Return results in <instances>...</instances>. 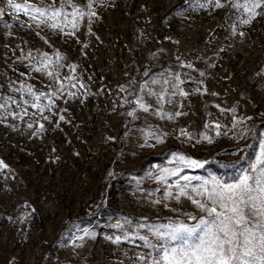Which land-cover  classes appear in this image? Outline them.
Masks as SVG:
<instances>
[{"label": "rangeland", "instance_id": "1", "mask_svg": "<svg viewBox=\"0 0 264 264\" xmlns=\"http://www.w3.org/2000/svg\"><path fill=\"white\" fill-rule=\"evenodd\" d=\"M73 3L85 15L77 30L61 31L0 0V96L19 102L0 109V264H148L156 254L136 237H152L138 225L194 224L182 214L201 215L187 199L164 200L150 173L182 154L204 167L181 175L232 183L255 161L264 140V14L243 24L228 0L220 8L214 0ZM45 56L52 63L38 71ZM69 65L77 66L71 84ZM57 78L68 86L50 111L27 106L16 118L29 98L22 85L47 94ZM153 78L149 91L168 92L162 108L139 87ZM136 95L149 111L127 102Z\"/></svg>", "mask_w": 264, "mask_h": 264}, {"label": "snow or ice", "instance_id": "2", "mask_svg": "<svg viewBox=\"0 0 264 264\" xmlns=\"http://www.w3.org/2000/svg\"><path fill=\"white\" fill-rule=\"evenodd\" d=\"M214 2L217 8L223 6L220 0H214ZM228 2L244 17L240 20L243 24H249L258 15L264 14L258 11L264 9V0H228ZM6 4L15 12H23L33 22H38L36 23L37 27L48 26L61 31L68 26L77 30L79 19L85 15V12L75 5L73 0H60V7H56L54 3H48V0H39V3H33L31 0H20V2L6 0ZM65 6L72 8V11H64ZM90 6L91 4H89ZM4 10V8H0V13ZM90 14L95 15L94 12ZM58 59L61 57L58 56ZM51 63L45 56L42 67L37 70L44 71ZM59 66L63 67V65ZM180 66L184 67L183 64ZM68 67L73 75L65 77V80L71 84L75 78L77 66L69 65ZM48 75L56 77L57 73L48 72ZM144 75L147 76L148 73L145 72ZM175 79L179 80V74L175 75ZM56 83L59 85L56 91H50L47 94L38 93L33 91L32 87L25 88L22 85L21 88L25 89L29 98L21 97L25 107L16 113V118L28 115L27 106L36 109L41 114L44 113L45 108L50 111L53 106L52 97L62 95L63 90L68 86L59 78L56 79ZM157 83L159 82L153 78L139 87L147 95L155 96L162 108L168 95L167 90L163 88L159 91L148 90V84ZM163 84L170 85L173 89L179 88V84H171L170 79H165ZM121 90L126 89L122 87ZM180 94L184 93L181 91ZM129 95L132 96L133 93L129 92ZM43 101H47V103L44 104ZM127 102L137 104L145 112L149 111L144 98L139 95L133 96V99ZM9 103L18 105L19 102L16 99L0 96V109H5ZM158 114L163 115L162 113ZM127 115L132 116L133 112L130 111ZM43 118L48 119L47 116ZM62 119L63 117H61ZM240 123H243V120ZM40 127L43 128V125ZM205 127L207 128L208 125L206 124ZM215 127L219 129L220 125H215ZM181 132L182 135L191 139L184 130ZM153 135L155 134L153 133ZM217 135L220 133L217 132ZM155 139L157 143H163L159 136H156ZM202 139L211 143L207 136L202 135ZM169 164L174 167L159 169L158 174L150 173L149 177L155 179L159 185L165 188L164 200L187 199L201 215L198 218L195 215L182 214L187 216V221H196L194 224L184 220L169 219L167 223L138 225L140 228H146L152 237V239L146 235H137L136 237L144 242L150 253L156 254L148 264H264V140L260 142L259 152L248 171L239 175L232 183L223 182L216 177L202 179L199 176L181 175L184 168L200 169L204 167V162L182 154H175L169 160ZM0 167H3L2 163H0ZM173 177H179V179L169 184L168 181ZM193 181L197 183H193ZM155 203H162V201L158 200ZM173 211L176 210L173 209ZM125 223H131V221H125ZM117 227L122 226L118 225ZM124 236L128 238L126 233ZM77 238L83 239L79 236ZM120 240L121 236L115 237L116 242Z\"/></svg>", "mask_w": 264, "mask_h": 264}]
</instances>
